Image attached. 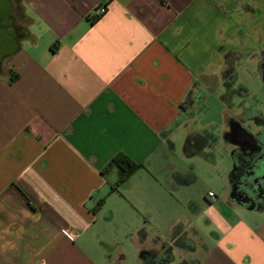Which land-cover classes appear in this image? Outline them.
Returning a JSON list of instances; mask_svg holds the SVG:
<instances>
[{
    "label": "crops",
    "instance_id": "crops-1",
    "mask_svg": "<svg viewBox=\"0 0 264 264\" xmlns=\"http://www.w3.org/2000/svg\"><path fill=\"white\" fill-rule=\"evenodd\" d=\"M0 9L21 31L0 64V264H144L167 249L168 264H264V203L237 202L230 178V125L264 134V0ZM229 69L260 82L258 101L237 72L231 94L247 95L224 94L220 133L184 124L203 91L230 88ZM204 131L214 143L193 156L228 178L198 195L183 145ZM213 150L230 155L229 171ZM119 154L141 166L112 189L117 169L104 168Z\"/></svg>",
    "mask_w": 264,
    "mask_h": 264
},
{
    "label": "rangeland",
    "instance_id": "rangeland-1",
    "mask_svg": "<svg viewBox=\"0 0 264 264\" xmlns=\"http://www.w3.org/2000/svg\"><path fill=\"white\" fill-rule=\"evenodd\" d=\"M237 72H239V79L242 80H247L249 79L246 76V72L244 71H234L233 72V79H236V75ZM235 80L232 81V86L235 83ZM246 83H248L250 85V89H251V94L250 96H248V99H252L253 101H258L257 99L259 98V94L261 93V88L262 86L259 84H252L251 80H247ZM231 84L228 82L227 87H230ZM223 88H214L212 90H205L202 92V96L203 99L205 100L203 103L198 101L197 103L193 104L192 106H189L188 110H187V114L189 115L188 120H184V124H191L193 122H195L198 126H206V124L208 123V121H210V124L213 123V125H210L213 133L216 134L217 132L220 131V126L219 124L221 123V108L223 105L224 101V94L228 95L229 97H233L235 100L238 99H242L245 98L247 95V91L244 92L243 87H239V86H235V90L236 92L233 94H231V87L226 89V90H222ZM242 91V92H241ZM225 92V93H224ZM240 93V94H239ZM244 94L241 96V94ZM258 98H257V97ZM221 99V100H220ZM221 118V119H220ZM185 126V125H183ZM210 129V128H209ZM220 133V132H219ZM218 133V134H219ZM204 135H206V138L208 139V143L207 146L210 145L211 143H214V140L212 141V137L215 138L216 136L211 135L208 131L207 133L205 132ZM216 143V142H215ZM220 146V145H218ZM224 154V156H223ZM211 155L214 156V159H217L220 161L222 167H226L229 171V169L231 168L232 164H231V157L228 153H222V150H216V151H212ZM203 158L200 157H191L188 158V160H190L191 162V166L194 169V171L196 172V174L198 175V179L196 180V182L192 183L191 188L196 191V193L198 195H201L202 192H207L208 190L211 191H220L222 189V187H224L225 185V179L227 180V178L225 177L223 180H221V177L218 174L219 168L218 167H214L209 165L206 161V163L202 160ZM183 260L180 256H176V260L175 262H173V264H177V263H181Z\"/></svg>",
    "mask_w": 264,
    "mask_h": 264
},
{
    "label": "flooded vegetation",
    "instance_id": "flooded-vegetation-1",
    "mask_svg": "<svg viewBox=\"0 0 264 264\" xmlns=\"http://www.w3.org/2000/svg\"><path fill=\"white\" fill-rule=\"evenodd\" d=\"M11 21V17L6 18L0 12V64L12 51L14 40L21 35L19 27ZM263 135L253 136L257 143L250 140L249 134L239 129L237 136L239 148L236 149L237 158L234 159L233 184L237 187L240 198L254 206L264 203V140L261 139Z\"/></svg>",
    "mask_w": 264,
    "mask_h": 264
},
{
    "label": "trees",
    "instance_id": "trees-1",
    "mask_svg": "<svg viewBox=\"0 0 264 264\" xmlns=\"http://www.w3.org/2000/svg\"><path fill=\"white\" fill-rule=\"evenodd\" d=\"M233 72L234 71H232L231 69L225 72V76L227 77V82H226L227 84L228 82L231 83L233 81ZM13 79L14 78H10V81H13ZM205 132L207 133V131H204L202 135L197 137H190L185 141L183 145V150L186 156H193L196 154L206 156L205 154H203V149L209 141L206 138V135H204ZM249 138L251 141L257 142V140L253 136L249 135ZM237 152L238 150H235L233 152V160L237 158L236 155ZM140 166L141 164L131 161L129 158H127L122 154L116 155L114 158H112L110 162L107 164V166L104 168V170L111 168L117 169L118 180L112 189H115L117 186L122 185L126 181L128 176ZM233 174L234 172L231 171L230 178L232 181H233ZM170 260H171V255L169 253V249H167L162 254V256L156 258H149L145 260L144 264H148L149 262H155L156 264H168Z\"/></svg>",
    "mask_w": 264,
    "mask_h": 264
},
{
    "label": "water",
    "instance_id": "water-1",
    "mask_svg": "<svg viewBox=\"0 0 264 264\" xmlns=\"http://www.w3.org/2000/svg\"><path fill=\"white\" fill-rule=\"evenodd\" d=\"M240 127V125L237 122H234L230 125V139L232 141V143L237 144V134H236V130L237 128ZM232 171L234 172V169H232ZM231 197L234 198L235 200H237V202H239L242 205H246L248 208H253L254 205H249L247 203V201L245 199H241L240 195L237 193V187L233 184L232 185V190H231Z\"/></svg>",
    "mask_w": 264,
    "mask_h": 264
},
{
    "label": "built area",
    "instance_id": "built-area-1",
    "mask_svg": "<svg viewBox=\"0 0 264 264\" xmlns=\"http://www.w3.org/2000/svg\"><path fill=\"white\" fill-rule=\"evenodd\" d=\"M99 11H100V12H103V11H104V7H100ZM208 195H209V196H212L213 193H212V192H208Z\"/></svg>",
    "mask_w": 264,
    "mask_h": 264
}]
</instances>
